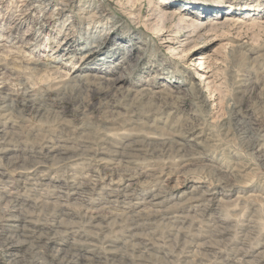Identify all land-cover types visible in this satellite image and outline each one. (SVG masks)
I'll return each mask as SVG.
<instances>
[{
	"label": "rangeland",
	"instance_id": "374dc122",
	"mask_svg": "<svg viewBox=\"0 0 264 264\" xmlns=\"http://www.w3.org/2000/svg\"><path fill=\"white\" fill-rule=\"evenodd\" d=\"M157 1L0 0V264H264V0Z\"/></svg>",
	"mask_w": 264,
	"mask_h": 264
},
{
	"label": "bare ground",
	"instance_id": "6f19581e",
	"mask_svg": "<svg viewBox=\"0 0 264 264\" xmlns=\"http://www.w3.org/2000/svg\"><path fill=\"white\" fill-rule=\"evenodd\" d=\"M136 1V0H135ZM160 3V4H159ZM162 1L161 0H158L156 3H153L152 5H151V7H155V8H157L158 9V7L159 6H161L162 4L164 5V3H162ZM65 6V5H64ZM157 9H154L155 11H157ZM64 10L62 9L61 10V12H63ZM173 12H163L161 15H158L157 14V18L155 19L157 22H158V28L159 29H163L165 26H166V23L167 22H169L172 18H173ZM155 18V17H154ZM183 20H188V19H186V18H183ZM179 22V21H178ZM216 23H219V21H203L201 24H199V23H194V22H191V23H185V22H179L178 24L181 26V28H180V30H179V33H185L186 35H189L188 33H186V31H183V27H188V28H190L191 30L190 31H192V33L194 32H196V31H198L200 28H203V27H205V28H208V30L209 29H211L212 27H214L215 26V24ZM200 27V28H199ZM179 33H172L171 34V36H173V37H178V36H180V34ZM96 35H97V33H96V30L94 31V32H89V35L87 36V38H89V40H93V42H92V44L93 45H91L90 47H91V50H90V52H89V55L88 56H93L94 54H96L97 52H100V49L102 48V44H103V41L101 42V41H99V40H95L96 39ZM95 39H94V38ZM88 40V39H87ZM95 40V41H94ZM166 41H168V39L166 40ZM80 43H78V44H74L75 46H80L79 45ZM90 45L91 44V42L90 43H88L87 42V45ZM117 44H119V48H121V49H123L124 50V52H125V50H126V48L130 45V43H127L126 41H125V43L123 42V41H121V44L120 43H117ZM88 45V46H89ZM69 46H73L72 45V43L69 45ZM86 47V46H85ZM128 51H130V50H128ZM125 54H127V51H126V53ZM69 54L66 56V58H69ZM44 67H47V65L46 64H42ZM99 66V65H98ZM34 67V66H33ZM128 71V70H127ZM197 75H198V73H197ZM198 76H201V74H199ZM82 77V76H81ZM91 77H95V78H98V75H96V74H93ZM127 78V76L126 75H119V76H117V77H113V78H106V79H108L107 81H108V83H106V84H108V86H107V89L108 88H112V89H114V90H117V91H121V92H123L124 90H128V87L127 88H124V86H123V81H124V79H126ZM79 86H80V84H79ZM65 87V86H64ZM71 87H73V89L75 88V89H77V90H80L81 88V86L80 87H78V86H75V85H73V86H70L69 88L71 89ZM190 87H191V89L190 90H192L193 92H194V90H195V85L193 86L192 84L190 85ZM194 87V88H193ZM106 89V90H107ZM143 89H147L146 87H143ZM65 90V89H64ZM68 90V89H67ZM72 90V89H71ZM82 90V89H81ZM148 90V89H147ZM168 90V89H167ZM143 91H145V90H143ZM85 93H87V92H85ZM90 93V92H89ZM140 94V97H142L143 96V94L142 93H139ZM146 94V93H145ZM146 96V95H145ZM156 96V95H155ZM37 97V96H36ZM157 97V96H156ZM8 99V98H7ZM149 100V99H148ZM8 101V100H7ZM6 101V99L4 98V102L6 103L7 102ZM21 101V100H20ZM24 100H22V102H23ZM150 101V100H149ZM42 102V101H41ZM12 105V104H11ZM44 106V105H43ZM36 107H37V105H36ZM45 107V106H44ZM10 109V108H9ZM41 110V109H40ZM39 110V111H40ZM4 114V113H3ZM9 114V113H8ZM10 115V114H9ZM2 116V115H1ZM7 118H9L8 116H7ZM1 120V119H0ZM3 121V120H2ZM250 121V120H249ZM8 126V125H7ZM6 132V131H5ZM12 135V134H11ZM182 136V135H181ZM176 142V141H175ZM182 142V141H181ZM190 142V141H189ZM184 143V142H183ZM187 143V142H186ZM209 144V143H208ZM44 145V144H43ZM175 145V144H174ZM213 145V144H212ZM185 146V145H184ZM189 146H191V145H189ZM95 147V146H94ZM179 147H181V146H179ZM51 148V147H50ZM88 148V147H87ZM188 148V147H187ZM31 149V148H30ZM46 149V148H45ZM190 149H192V148H190ZM198 150V149H197ZM123 152V151H122ZM135 152V151H134ZM197 152V151H196ZM204 152V151H203ZM136 159V158H135ZM128 160V159H127ZM87 161H88V159H87ZM77 165V164H76ZM125 165V164H124ZM100 166V165H99ZM149 167V166H148ZM95 168V167H94ZM103 168V167H102ZM226 168V167H225ZM99 169V168H98ZM77 171V170H76ZM86 173V172H85ZM41 174V173H40ZM238 176V175H237ZM95 178V177H94ZM3 180V179H2ZM90 180V179H89ZM157 180V179H156ZM23 181V180H22ZM91 181V180H90ZM23 183H24V181H23ZM101 183V182H100ZM28 184V183H27ZM77 185V184H76ZM159 186V185H158ZM28 188V187H27ZM192 188H194V187H192ZM196 189V188H195ZM4 190V189H3ZM192 190V189H191ZM54 191V190H53ZM30 192V191H29ZM191 192V191H190ZM205 192V191H204ZM12 193V192H11ZM28 193V192H27ZM35 193V192H34ZM88 193V192H87ZM159 193V192H158ZM154 194V193H153ZM162 194V193H161ZM8 195V194H7ZM38 195V194H37ZM136 195V194H135ZM173 195V194H172ZM34 196V195H33ZM127 196V195H126ZM153 196V195H152ZM154 196H156V195H154ZM191 196V195H190ZM209 196V195H208ZM125 197V196H124ZM128 197V196H127ZM149 197H151V196H149ZM238 197V196H237ZM155 198V197H154ZM162 198V197H161ZM165 198V197H164ZM208 198V197H207ZM35 199H36V197H35ZM136 199V198H135ZM142 199V198H141ZM145 199V198H144ZM149 199V198H148ZM152 199V198H151ZM159 200H160V197L158 198ZM165 199H167V198H165ZM211 199V198H210ZM37 200V199H36ZM43 200V199H42ZM41 200V201H42ZM104 200V199H103ZM125 200V199H124ZM138 200V199H137ZM163 200V199H162ZM8 201V200H7ZM46 201V200H45ZM62 201V200H61ZM185 201V200H184ZM206 201H208V200H206ZM47 202H49V201H47ZM53 202V201H52ZM60 202V201H59ZM126 202H128V200H126ZM141 202H142V200H141ZM144 202H146V200H144ZM166 202V201H165ZM176 202V201H175ZM182 202V201H181ZM17 203V202H16ZM42 203V202H41ZM61 203V202H60ZM68 203V202H67ZM103 203V202H102ZM123 203V202H122ZM133 203V202H132ZM152 202H150V204H151ZM156 203H158V202H156ZM174 203V202H173ZM19 204V203H18ZM40 204V203H39ZM126 204H128V203H126ZM153 204H154V202H153ZM162 204V203H161ZM17 205V204H16ZM38 205V204H37ZM83 205V204H82ZM147 205V204H146ZM185 205V204H184ZM25 206V205H24ZM41 206H42V204H41ZM127 206V205H126ZM155 206V205H154ZM163 206V205H162ZM169 206V205H168ZM81 207V206H80ZM120 208V207H119ZM142 208V207H141ZM149 208H151L150 206H149ZM162 208V207H161ZM56 209V208H55ZM97 209V208H96ZM175 209V208H174ZM86 210V209H85ZM154 210V209H153ZM185 210V209H184ZM92 211V210H91ZM144 211V210H143ZM155 211V210H154ZM163 211V210H162ZM165 211V210H164ZM199 211H200V209H199ZM123 212H124V210H123ZM122 212V213H123ZM175 212V211H174ZM181 212V211H180ZM27 213V212H26ZM59 213V212H58ZM197 213H198V211H197ZM196 213V214H197ZM15 214V213H14ZM113 214V213H112ZM116 214V213H115ZM137 214V213H136ZM148 214V213H147ZM155 214V213H154ZM175 214H177V213H175ZM204 214V213H203ZM144 215V214H143ZM189 215V214H188ZM251 215V214H250ZM186 216V215H185ZM113 217V216H112ZM162 217V216H161ZM190 217V216H189ZM216 217V216H215ZM252 217H253V215H252ZM69 218V217H68ZM71 218V217H70ZM164 218V217H163ZM202 218V217H201ZM162 219V218H161ZM248 219V218H247ZM246 219V220H247ZM23 220V219H22ZM33 220V219H32ZM59 220H60V218H59ZM115 220V219H114ZM125 220V219H124ZM163 220V219H162ZM62 221V220H61ZM111 221V220H110ZM209 221V220H208ZM24 222V221H23ZM80 222V221H79ZM115 222H116V220H115ZM10 223V222H9ZM65 223V222H64ZM74 223V222H73ZM213 223V222H212ZM51 224V223H50ZM62 224V223H61ZM66 224V223H65ZM69 224V223H68ZM111 224V223H110ZM254 224V223H253ZM14 225V224H13ZM218 225V224H217ZM18 226V225H17ZM34 226V225H33ZM180 226H181V224H180ZM10 227V226H9ZM19 227V226H18ZM124 227V226H123ZM129 227V226H128ZM214 227V226H213ZM212 227V228H213ZM113 228V227H112ZM248 228V227H247ZM14 229V228H13ZM111 229V228H110ZM183 229V228H182ZM24 230V229H23ZM60 230V229H59ZM62 230H64V229H62ZM254 230V229H253ZM125 231V230H124ZM176 231V230H175ZM214 232V231H213ZM38 233V232H37ZM36 233V234H37ZM54 233V232H53ZM238 233V232H237ZM27 234V233H26ZM44 234V233H43ZM243 234H245V233H243ZM249 234V233H248ZM254 234V233H253ZM256 234V233H255ZM184 235V234H183ZM21 236V235H20ZM154 236V235H153ZM159 236V235H158ZM210 236V235H209ZM231 236V235H230ZM235 236V235H234ZM241 236V235H240ZM253 236V235H252ZM251 236V237H252ZM10 237V236H9ZM11 238V237H10ZM33 238V237H32ZM212 238V237H211ZM40 239V238H39ZM77 239V238H76ZM74 240V239H73ZM174 240V239H173ZM215 240V239H214ZM217 240V239H216ZM227 240V239H226ZM229 240V239H228ZM26 241V240H25ZM211 241V240H210ZM246 241V240H245ZM32 242V241H31ZM91 242V241H90ZM96 242V241H95ZM113 242V241H112ZM200 242V241H199ZM215 242H217V241H215ZM229 242V241H228ZM111 243V242H110ZM156 243V242H155ZM189 243V242H188ZM205 243V242H204ZM247 243V242H246ZM18 244V243H17ZM248 244V243H247ZM246 244V245H247ZM7 245V244H6ZM173 245V244H172ZM202 245H203V243H202ZM215 245V244H214ZM217 245V244H216ZM243 245V244H242ZM249 245V244H248ZM42 246V245H41ZM71 246V245H70ZM122 246V245H121ZM60 247V246H59ZM219 247V246H218ZM6 248V247H5ZM90 248V247H89ZM93 248V247H92ZM106 248V247H105ZM110 248V247H109ZM186 248H188V247H186ZM217 248V247H216ZM238 248V247H237ZM190 249V248H189ZM241 249V248H240ZM70 250V249H69ZM91 250V249H90ZM109 250H111V249H109ZM196 250V249H195ZM263 250V249H262ZM106 251V250H105ZM108 251V250H107ZM203 251V250H202ZM205 251V250H204ZM228 251H229V249H228ZM86 252H88L87 250H86ZM80 253V252H79ZM144 253V252H143ZM219 253V252H218ZM257 253V252H256ZM82 254V253H81ZM87 254V253H86ZM86 254H84L85 256H86ZM147 254V253H146ZM186 254V253H185ZM194 254V253H193ZM143 255V254H142ZM214 255V254H213ZM44 256V255H43ZM89 256V255H88ZM91 256V255H90ZM153 256V255H152ZM210 256H212V255H210ZM215 256V255H214ZM243 256V255H242ZM83 257V256H82ZM196 257V256H195ZM253 257V256H252ZM260 257V256H259ZM154 258V257H153ZM183 258V257H182ZM212 258H214V257H212ZM251 258V257H250ZM262 258V257H261ZM81 259V258H80ZM89 259H90V257H89ZM168 259H169V257H168ZM193 259V258H192ZM92 260V259H91ZM104 260V259H103ZM217 260V259H216ZM218 260H220V259H218ZM227 260V259H226ZM226 260H225V262H226ZM254 260V259H253ZM153 261V260H152ZM169 261V260H168ZM199 261V260H198ZM222 261V260H221ZM250 261H251V259H250ZM250 261H249V263H250ZM49 262V261H48ZM58 262V261H57ZM165 262V261H164ZM174 262V261H173ZM176 262V261H175ZM187 262V261H186ZM201 262V261H200ZM255 262V261H254ZM257 262V261H256ZM264 262V261H263ZM81 263V262H80ZM206 263V262H205ZM245 263V262H244ZM248 263V262H247ZM252 263V262H251ZM182 264V263H181ZM183 264H185V263H183ZM203 264V263H202ZM212 264V263H211Z\"/></svg>",
	"mask_w": 264,
	"mask_h": 264
}]
</instances>
